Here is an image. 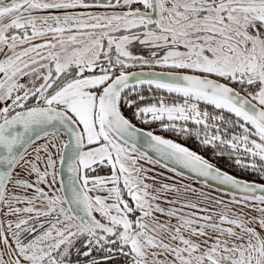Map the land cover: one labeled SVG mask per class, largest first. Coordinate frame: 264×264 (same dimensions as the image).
<instances>
[{
	"label": "snow or ice",
	"instance_id": "1",
	"mask_svg": "<svg viewBox=\"0 0 264 264\" xmlns=\"http://www.w3.org/2000/svg\"><path fill=\"white\" fill-rule=\"evenodd\" d=\"M0 264H264V0H0Z\"/></svg>",
	"mask_w": 264,
	"mask_h": 264
},
{
	"label": "trees",
	"instance_id": "2",
	"mask_svg": "<svg viewBox=\"0 0 264 264\" xmlns=\"http://www.w3.org/2000/svg\"><path fill=\"white\" fill-rule=\"evenodd\" d=\"M189 146H192V145H189ZM214 162H216V163H218V165L219 166H222V167H224L225 169L227 168V169H230L229 167H228V165L230 164L229 162H226V160L225 161H214ZM231 170V169H230ZM235 174V173H234Z\"/></svg>",
	"mask_w": 264,
	"mask_h": 264
},
{
	"label": "flooded vegetation",
	"instance_id": "3",
	"mask_svg": "<svg viewBox=\"0 0 264 264\" xmlns=\"http://www.w3.org/2000/svg\"><path fill=\"white\" fill-rule=\"evenodd\" d=\"M226 162H228V161H226ZM229 163H230V162H229ZM225 170H230V169H227V168H226ZM233 174H234V173H233Z\"/></svg>",
	"mask_w": 264,
	"mask_h": 264
}]
</instances>
